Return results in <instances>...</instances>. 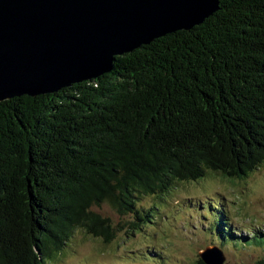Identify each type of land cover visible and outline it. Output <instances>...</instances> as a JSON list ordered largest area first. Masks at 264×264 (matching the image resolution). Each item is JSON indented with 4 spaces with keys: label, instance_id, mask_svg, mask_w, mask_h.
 <instances>
[{
    "label": "trees",
    "instance_id": "trees-1",
    "mask_svg": "<svg viewBox=\"0 0 264 264\" xmlns=\"http://www.w3.org/2000/svg\"><path fill=\"white\" fill-rule=\"evenodd\" d=\"M263 164L264 0H220L202 24L115 56L109 73L0 102V264H50L76 230L108 243L94 207L139 230L144 198ZM210 215L220 244L261 237Z\"/></svg>",
    "mask_w": 264,
    "mask_h": 264
},
{
    "label": "water",
    "instance_id": "water-1",
    "mask_svg": "<svg viewBox=\"0 0 264 264\" xmlns=\"http://www.w3.org/2000/svg\"><path fill=\"white\" fill-rule=\"evenodd\" d=\"M219 1L0 0V102L109 73L115 56L202 24ZM198 256L224 262L217 247Z\"/></svg>",
    "mask_w": 264,
    "mask_h": 264
},
{
    "label": "rangeland",
    "instance_id": "rangeland-1",
    "mask_svg": "<svg viewBox=\"0 0 264 264\" xmlns=\"http://www.w3.org/2000/svg\"><path fill=\"white\" fill-rule=\"evenodd\" d=\"M140 205L150 212L139 230L131 228L133 216H121L105 204L94 207L109 219L113 239L104 243L76 230L50 264H198V253L206 247L219 248L223 264H253L264 257V164L243 179L208 174L196 182H178L169 194L146 197ZM211 213L223 214L235 237L248 241L255 233L262 238L249 244L246 238H227L220 244ZM158 254L159 259L153 257Z\"/></svg>",
    "mask_w": 264,
    "mask_h": 264
}]
</instances>
